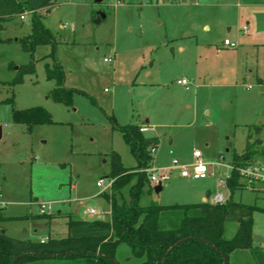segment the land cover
<instances>
[{"label":"rangeland","instance_id":"374dc122","mask_svg":"<svg viewBox=\"0 0 264 264\" xmlns=\"http://www.w3.org/2000/svg\"><path fill=\"white\" fill-rule=\"evenodd\" d=\"M41 14L58 43L65 87L82 93H74L71 106L53 100L48 45L36 48L34 73L15 84L19 68L31 61L18 42L31 33V17L2 25L0 193L8 204L5 212L20 218L0 223L10 237L32 242L44 234L64 237L68 220L50 214L79 205L109 211L97 187L100 180L110 182L109 154L118 153L125 168L136 166L113 118L121 126L148 120L144 134L159 139L152 162L157 173L171 170L174 159L190 164L195 150L209 164L230 163L248 143L254 158L263 153L264 0H55ZM225 40L238 46L224 48ZM184 77L190 90L176 83ZM34 107L46 109L54 123L29 133L12 122L13 109ZM218 178L183 179L172 169L160 192L153 183L145 185L139 205L199 203L218 191L228 198L230 192L217 187ZM133 184L122 189L120 202L129 201ZM68 199L74 201L61 204ZM233 200L257 208L253 244L264 248V195L243 189ZM49 204L47 215H40L41 205ZM236 229L228 224L226 237ZM238 255L231 264H256L248 251ZM115 262L141 264L142 259L120 244Z\"/></svg>","mask_w":264,"mask_h":264},{"label":"trees","instance_id":"16d2710c","mask_svg":"<svg viewBox=\"0 0 264 264\" xmlns=\"http://www.w3.org/2000/svg\"><path fill=\"white\" fill-rule=\"evenodd\" d=\"M54 5L55 0H0V31L3 24L25 12L31 14V33L18 40L31 61L19 68L14 83H20L23 75L34 73L36 48L48 45L52 65L47 64L46 74L48 80L55 82L51 97L57 103L71 106L74 93L82 92L65 87V71L56 56L58 43L43 24L41 14ZM11 118L14 124L26 126L29 133L35 126L54 123L42 107L13 109ZM112 123L136 166L125 168L118 153L109 154V178L113 182L110 193H104L103 197L110 204V221H84L69 216L67 236L43 242L11 238L0 229V264H117L115 255L120 244L129 246L131 255L142 259L141 264H223L224 258L229 264L231 254L239 250L249 251L256 264H264V248L253 244V214L257 208L233 200L234 192L242 190L236 171L228 181L230 196L223 205L152 203L142 207L139 200L149 183L146 170L152 166L159 139L147 137L137 124L121 126L114 118ZM253 158V144L248 143L244 153L234 154L231 163L238 167ZM132 181L129 201L120 202L122 189ZM2 211L0 223L6 220ZM232 223L237 224V229L227 238L226 227Z\"/></svg>","mask_w":264,"mask_h":264},{"label":"built area","instance_id":"2783aa9c","mask_svg":"<svg viewBox=\"0 0 264 264\" xmlns=\"http://www.w3.org/2000/svg\"><path fill=\"white\" fill-rule=\"evenodd\" d=\"M29 12L22 14L19 19L21 21L27 20V17H30ZM246 30V29H244ZM225 48H235L238 45L231 43L228 40L223 42ZM112 58L105 59L104 62H110ZM177 85L184 87L186 90H190L191 82L187 79H181L177 81ZM250 89V88H249ZM142 133L149 131L145 126L140 128ZM155 150L153 151V153ZM216 167L224 168V172L217 180L218 188H226L228 190V181L232 177V172L236 171L240 180V184L243 189H247L253 193L264 195V154H260V157L253 158L251 161L246 162L238 167H235L231 162L225 164L221 160L216 163L209 164L205 161L202 153L198 150L193 152V161L190 164L180 163L178 160L174 159L172 161V169H177L179 175L183 179H194V180H204L207 178H216L218 177V172ZM171 169V170H172ZM171 170H163L162 173H157V169L151 166L146 170L148 174V179L150 183H153L155 186L163 185L170 181L171 179ZM112 180L105 185L103 180H100L97 183V186L103 188L104 190H111ZM229 191V190H228ZM229 198V197H228ZM228 198L224 197L222 192L215 193L209 199V204L211 205H223L227 202ZM7 203L4 200L2 193H0V210H3L7 207ZM51 210V205L49 204L46 209V205H41L39 209L40 215H47ZM90 217L97 216L99 213L90 209L87 211Z\"/></svg>","mask_w":264,"mask_h":264},{"label":"crops","instance_id":"0c3cea01","mask_svg":"<svg viewBox=\"0 0 264 264\" xmlns=\"http://www.w3.org/2000/svg\"><path fill=\"white\" fill-rule=\"evenodd\" d=\"M222 46H223V44H222ZM224 47V46H223ZM225 48V47H224ZM147 74H149V73H147ZM181 79H187V78H180V79H178L177 81H179V80H181ZM188 80V79H187ZM191 82V81H190ZM177 83V82H176ZM147 123H148V120L146 121V124L145 123H141V124H137V125H139V126H145L146 128H148V126H147ZM148 134V133H147ZM147 137H153V136H148L147 135ZM158 138V137H157ZM224 170L225 169H220L219 171L217 170V172H218V175H219V177L222 175V173L224 172ZM109 177V176H108ZM111 180V179H110ZM98 187V186H97ZM156 187V186H155ZM71 191L72 190H74L75 189V186L74 185H72L71 187ZM98 188H100V187H98ZM102 189V193L101 194H99L98 196L100 197V196H102L103 197V194L104 193H108V191H110V190H104L103 188H101ZM154 191H155V188H154ZM98 196H97V198H98ZM104 198V197H103ZM105 199V198H104ZM209 197L208 198H203L202 199V202H199V203H203V202H209ZM72 201H74L73 199H68L67 201H63V202H61V204H64L65 205V203L66 204H70ZM80 201L81 202H83V201H85V198H81L80 199ZM109 204V203H108ZM184 204H197V203H184ZM8 206V205H7ZM80 206V205H79ZM79 206H77V207H75L73 210H69L70 212L69 213H65V212H61V211H57V213L56 214H54V213H52V214H50V216L49 217H56V216H59V217H65L67 220L69 219V216H71V217H73V218H75L76 219V217H78L79 218V220H84V221H94V220H101V221H110V207H109V211L108 212H106V211H97L99 214L97 215V218H93V217H90L89 215H88V213H87V210H89V209H95V208H93V207H90V208H86V209H84V208H79ZM109 206H110V204H109ZM5 210H6V208L5 209H3V211H2V214H3V216H4V218H6V220L4 221V222H1V223H5V222H11V221H17V220H19L20 218L18 217V216H13V215H11V214H8V213H6L5 212ZM96 210V209H95ZM82 215V216H81ZM106 215H108L109 217H108V219H106ZM50 219V218H49ZM50 224V223H49ZM38 225V224H37ZM40 225V224H39ZM2 230V229H1ZM3 231V230H2ZM4 232V231H3ZM36 233H37V231H35ZM6 235H7V233L6 232H4ZM68 234V233H67ZM48 235V236H47ZM47 235H45L44 234V236L41 238V240L40 241H35V242H43V241H46L47 239H53V238H50V236H49V234H47ZM7 236H9V235H7ZM67 236V235H66ZM66 236H64V237H66ZM10 237V236H9ZM11 238H15V237H11ZM59 238H63V237H59ZM59 238H54V239H59ZM15 239H18V238H15ZM18 240H20V239H18ZM23 241V240H22ZM26 241H30V240H26ZM30 242H32V241H30ZM243 252H246L245 250H239V251H235V252H233L232 254H231V257H230V261H229V264H231V260H232V258L234 257V256H239L238 254H243ZM249 252V251H248Z\"/></svg>","mask_w":264,"mask_h":264},{"label":"water","instance_id":"95a60500","mask_svg":"<svg viewBox=\"0 0 264 264\" xmlns=\"http://www.w3.org/2000/svg\"><path fill=\"white\" fill-rule=\"evenodd\" d=\"M100 1H102V0H97V2H100ZM104 18V16H101V17H99L96 21H95V23L96 24H99L100 22H101V20ZM2 139V128L0 127V140ZM162 190V185H157L156 187H155V192L156 193H158V192H160ZM179 244V243H178ZM178 244H176L174 247H176ZM174 247H172L168 252H167V255L174 249ZM52 256H55V255H52ZM227 263V261H226V259L224 258V263L223 264H226Z\"/></svg>","mask_w":264,"mask_h":264}]
</instances>
